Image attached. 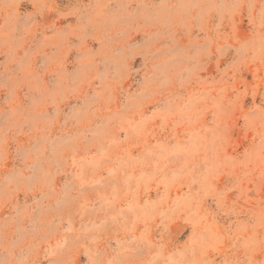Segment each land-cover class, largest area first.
I'll use <instances>...</instances> for the list:
<instances>
[{
  "label": "rangeland",
  "instance_id": "rangeland-1",
  "mask_svg": "<svg viewBox=\"0 0 264 264\" xmlns=\"http://www.w3.org/2000/svg\"><path fill=\"white\" fill-rule=\"evenodd\" d=\"M0 264H264V0H0Z\"/></svg>",
  "mask_w": 264,
  "mask_h": 264
}]
</instances>
